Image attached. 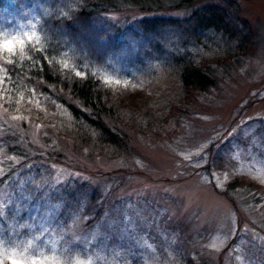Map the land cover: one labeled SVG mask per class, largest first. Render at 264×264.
<instances>
[{
	"label": "rangeland",
	"instance_id": "rangeland-1",
	"mask_svg": "<svg viewBox=\"0 0 264 264\" xmlns=\"http://www.w3.org/2000/svg\"><path fill=\"white\" fill-rule=\"evenodd\" d=\"M132 1L98 24L124 36L146 16L232 3L254 38L243 53L212 44L205 59L216 83L207 91L183 92L167 52L137 57L135 41L130 56L109 59L100 75L126 91L113 123L130 135L127 152L111 157L110 147L69 139L65 107L34 92L8 94L4 63L39 43L45 9L0 12V43L15 40L13 53L0 49V259L9 264L3 253L15 251L27 264H264V0ZM43 148L51 176L36 172L46 166ZM70 177L102 189L104 214L91 225L92 214L56 200L55 182ZM44 182L52 184L31 191Z\"/></svg>",
	"mask_w": 264,
	"mask_h": 264
},
{
	"label": "trees",
	"instance_id": "trees-1",
	"mask_svg": "<svg viewBox=\"0 0 264 264\" xmlns=\"http://www.w3.org/2000/svg\"><path fill=\"white\" fill-rule=\"evenodd\" d=\"M134 1L138 0L131 3L136 4ZM125 4H130V0H0V12L12 8L45 9L38 23L39 43L24 48L22 53L4 63L8 94L15 97L19 93L34 92L35 96L65 107L70 115L71 126L66 127L69 139L76 146L90 150L110 147L111 157L127 152L130 135L113 123L119 118L126 91L100 75V69L109 59L124 53L130 56L135 41L141 47L137 57L140 53L152 56L155 51L167 52L166 57H162L166 66L173 68L183 92L207 91L216 83L214 71L205 59L212 44L224 48L232 46L236 53H243L254 38L253 25L235 12L237 6L232 3H205L183 18L146 16L137 21V29L124 32V36L115 28L111 31L98 24L105 12L115 11ZM15 136L18 137L13 135L12 138ZM28 144L41 150L30 140ZM7 149L12 150V147L9 145ZM40 153L46 155L45 160L40 161V156H36L31 158L30 164L39 160L46 166L36 172L47 170L51 176L52 171L47 166L51 153L45 148ZM4 183L1 178L0 206L5 197ZM51 184L44 182L30 188L39 193L42 191L37 186L46 189ZM54 186L57 198L60 196L56 200L63 202L65 211L76 212L81 208L92 214L87 225L103 216L104 194L99 186L78 177L55 182ZM12 194L19 199V195ZM5 206L11 211L14 208L7 203Z\"/></svg>",
	"mask_w": 264,
	"mask_h": 264
},
{
	"label": "snow or ice",
	"instance_id": "snow-or-ice-1",
	"mask_svg": "<svg viewBox=\"0 0 264 264\" xmlns=\"http://www.w3.org/2000/svg\"><path fill=\"white\" fill-rule=\"evenodd\" d=\"M14 44H15V40L11 39V40H4L2 43H0V49L8 52V53H13L14 51ZM3 255L6 256V258L9 261V264H27L26 261L22 260V259H17V253L15 251H12L10 253H3ZM0 264H4V260L0 259ZM31 264H37L36 260H32Z\"/></svg>",
	"mask_w": 264,
	"mask_h": 264
}]
</instances>
